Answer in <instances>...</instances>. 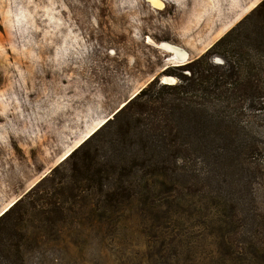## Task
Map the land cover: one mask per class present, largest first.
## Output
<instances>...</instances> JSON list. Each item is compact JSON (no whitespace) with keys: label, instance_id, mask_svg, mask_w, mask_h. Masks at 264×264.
I'll return each mask as SVG.
<instances>
[{"label":"rangeland","instance_id":"rangeland-1","mask_svg":"<svg viewBox=\"0 0 264 264\" xmlns=\"http://www.w3.org/2000/svg\"><path fill=\"white\" fill-rule=\"evenodd\" d=\"M259 1L0 0V214L150 80L164 83L167 66L202 54ZM160 42L187 59H168ZM244 118L262 130L256 185L239 195L238 171L217 175L206 156L189 153L190 173L215 176L207 190L216 199L182 214L173 206L171 216L153 201L101 220L86 209L57 228L51 221L27 264H264V120L258 110ZM234 204L232 217L219 214Z\"/></svg>","mask_w":264,"mask_h":264},{"label":"trees","instance_id":"trees-1","mask_svg":"<svg viewBox=\"0 0 264 264\" xmlns=\"http://www.w3.org/2000/svg\"><path fill=\"white\" fill-rule=\"evenodd\" d=\"M163 72L176 81L150 80L0 214V264H27L51 221L57 228L86 209L101 220L106 211L156 201L171 216L173 206L182 214L188 203L216 199L207 190L215 176L190 173L189 153L206 156L217 175L238 171L239 195L257 184L251 174L263 168L256 157L262 130L244 117L258 110L264 120V0L202 54ZM238 211L234 204L219 214Z\"/></svg>","mask_w":264,"mask_h":264},{"label":"bare ground","instance_id":"bare-ground-1","mask_svg":"<svg viewBox=\"0 0 264 264\" xmlns=\"http://www.w3.org/2000/svg\"><path fill=\"white\" fill-rule=\"evenodd\" d=\"M147 1L155 8H161L163 6L162 0H147ZM157 46L159 48L165 50V51H168L169 52L168 59H172V60H174L176 62H182V61L186 60L187 57H188L187 52L184 51L182 48L176 46V45H173V44H170V43H167V42H160V43L157 44ZM169 79H172V78H170V77H167V78L162 77V82H166Z\"/></svg>","mask_w":264,"mask_h":264},{"label":"water","instance_id":"water-1","mask_svg":"<svg viewBox=\"0 0 264 264\" xmlns=\"http://www.w3.org/2000/svg\"><path fill=\"white\" fill-rule=\"evenodd\" d=\"M163 77H165V78H167V77H169L168 75H164ZM171 77V76H170ZM162 81V80H161ZM164 83H174V81L173 80H171V79H169L168 81H166V82H164ZM124 103H126V102H124Z\"/></svg>","mask_w":264,"mask_h":264}]
</instances>
